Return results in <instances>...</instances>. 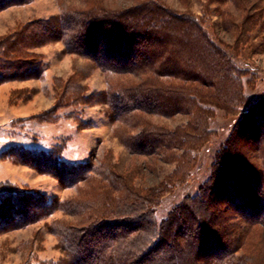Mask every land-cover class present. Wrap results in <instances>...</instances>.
Returning <instances> with one entry per match:
<instances>
[{
	"label": "trees",
	"instance_id": "16d2710c",
	"mask_svg": "<svg viewBox=\"0 0 264 264\" xmlns=\"http://www.w3.org/2000/svg\"><path fill=\"white\" fill-rule=\"evenodd\" d=\"M33 1L0 0V10ZM83 1L63 4L59 15L1 37L0 81L41 76L46 63L31 49L61 41L67 52L92 60L106 74L107 90L92 96L120 123L117 135L129 152L174 168L157 185L141 187L112 162L67 161L64 146H9L0 159L26 164L81 192L59 199L1 185L0 235L62 211L79 218L49 224L64 255L46 264H264L261 72L190 9L176 10L165 0H128L118 7ZM236 4L246 12L259 9ZM258 13L240 24L227 11L226 30L263 23ZM72 85L73 101L90 98L78 81ZM220 112L229 123L225 128L215 120ZM178 115L187 120L174 126L153 120ZM205 167L209 174L196 192L160 219L164 198Z\"/></svg>",
	"mask_w": 264,
	"mask_h": 264
},
{
	"label": "rangeland",
	"instance_id": "374dc122",
	"mask_svg": "<svg viewBox=\"0 0 264 264\" xmlns=\"http://www.w3.org/2000/svg\"><path fill=\"white\" fill-rule=\"evenodd\" d=\"M165 1L176 10L190 9L204 16L214 37L234 49L239 48L240 59L261 72L258 87L264 89V22L256 26L247 24V31L240 25L232 32L226 30L227 11L240 24L246 20L245 17L248 22L251 18L247 15L253 12H259L257 17L260 22L263 21L264 13L261 16L259 14L264 12L260 10V7H264V0H238L240 4L252 8L259 6V9L253 8L247 12L239 9L240 5L236 4V0ZM105 3L118 7L132 2L105 0ZM63 4L83 5L84 1L34 0L25 5L0 10V38L21 29L33 20L59 15ZM31 50L46 63L42 75L0 81V151L14 145L36 149L64 146L63 157L67 161L89 159L97 166L112 162L117 166L118 172L131 177L141 187L157 185L172 171L174 164L135 155L120 141L117 135L120 123L113 122L108 115L109 107L97 101L98 99L94 100L92 96L108 88L106 74L92 60L67 52L61 41L41 43ZM75 80L85 89L82 93L90 97L87 100L82 97L84 102L73 101V94L70 96ZM45 117L49 120L46 121ZM153 120L174 126L186 121L187 117L154 116ZM215 120L218 128L229 125L222 112ZM208 174L209 168L205 167L197 171L190 182L177 185L158 207V217H165L174 203L184 195L195 193L199 183ZM7 183L46 192L59 199L77 197L81 192V187L66 188L55 177L11 158L0 159V186ZM81 186L88 187L84 184ZM62 218L73 221L79 217L58 211L41 222L1 234L0 264H46L60 259L64 254L59 239L48 226L54 220Z\"/></svg>",
	"mask_w": 264,
	"mask_h": 264
}]
</instances>
